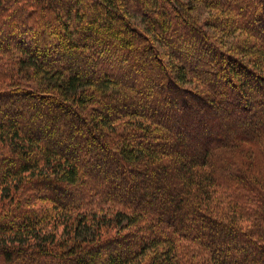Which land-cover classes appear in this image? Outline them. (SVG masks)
Segmentation results:
<instances>
[{
	"label": "trees",
	"instance_id": "trees-1",
	"mask_svg": "<svg viewBox=\"0 0 264 264\" xmlns=\"http://www.w3.org/2000/svg\"><path fill=\"white\" fill-rule=\"evenodd\" d=\"M0 264H264V0H0Z\"/></svg>",
	"mask_w": 264,
	"mask_h": 264
},
{
	"label": "rangeland",
	"instance_id": "rangeland-1",
	"mask_svg": "<svg viewBox=\"0 0 264 264\" xmlns=\"http://www.w3.org/2000/svg\"><path fill=\"white\" fill-rule=\"evenodd\" d=\"M193 3V2H192ZM194 6V9H193V15L200 21H203V19H205L207 17V12L205 11V9L201 8L200 6H198V4H192ZM132 20L135 21L136 23L138 24H142L141 21V17L138 13H136L133 17H132ZM143 25V24H142ZM182 119H185V120H189L191 119L190 116H185V117H182Z\"/></svg>",
	"mask_w": 264,
	"mask_h": 264
}]
</instances>
